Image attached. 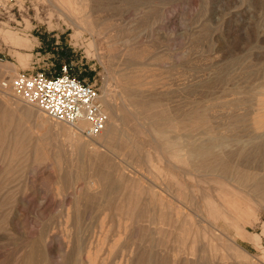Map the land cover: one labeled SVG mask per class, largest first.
<instances>
[{
	"label": "rangeland",
	"instance_id": "obj_1",
	"mask_svg": "<svg viewBox=\"0 0 264 264\" xmlns=\"http://www.w3.org/2000/svg\"><path fill=\"white\" fill-rule=\"evenodd\" d=\"M0 64V264H264V0H0ZM63 66L96 158L10 92Z\"/></svg>",
	"mask_w": 264,
	"mask_h": 264
},
{
	"label": "built area",
	"instance_id": "obj_2",
	"mask_svg": "<svg viewBox=\"0 0 264 264\" xmlns=\"http://www.w3.org/2000/svg\"><path fill=\"white\" fill-rule=\"evenodd\" d=\"M13 88L54 122L75 125L85 121L84 134L90 136L104 129L107 115L99 90L72 75L66 66L51 76L40 70L22 72L14 77Z\"/></svg>",
	"mask_w": 264,
	"mask_h": 264
},
{
	"label": "bare ground",
	"instance_id": "obj_3",
	"mask_svg": "<svg viewBox=\"0 0 264 264\" xmlns=\"http://www.w3.org/2000/svg\"><path fill=\"white\" fill-rule=\"evenodd\" d=\"M55 6V5H54ZM89 18V17H88ZM90 24L92 26H94V23L93 22H90ZM77 25V24H76ZM79 29V25L77 26ZM95 29V28H94ZM6 64V63H5ZM2 65V64H0ZM3 66V65H2ZM5 67V66H4ZM7 68V67H6ZM3 69V68H2ZM131 76V75H130ZM128 77V76H126ZM139 79V78H138ZM136 82V81H135ZM12 86H10V92L16 96V99L18 101V104L22 105L23 107H25V109L27 111H29L35 118V124H37V126L39 127V129H47V128H50V125L54 122H51L52 120H50L49 118H47L43 112L37 108L34 104H31L29 103L22 95H20L19 93H17L15 91V89L13 88V84H11ZM125 85V84H124ZM3 86H6V84H4ZM132 87V86H131ZM6 88V87H5ZM4 88V89H5ZM9 89V88H7ZM7 92V91H6ZM127 92V91H126ZM100 101H101V104L103 106V110L104 112L106 113L107 115V120H106V124L104 126V129L97 135H94V136H90V135H87V134H84V130L87 128V123L85 121H79L77 122L75 125H68L66 123H62V122H58V123H62V125L66 126L65 128H62L59 132V136L63 139H65L67 142H68V146L70 147V150L72 149V151H79V149H82V148H86V147H90L92 146V149L95 150V151H91L92 152H95L94 154V158L97 157V153H96V150H98V148H100V146L103 147V145H110L112 142H114V139H115V131H116V125H115V119H114V115L116 114V116L118 115H121L120 112L118 113L117 110H116V113L115 111L111 112L110 114V106L112 107L113 105H111V102L109 101L108 97H107V94L104 92L103 95L101 96L100 95ZM103 101V102H102ZM104 103V104H103ZM138 104V103H137ZM105 105V106H104ZM263 106V105H262ZM114 107V106H113ZM257 109V108H256ZM264 111V110H263ZM28 113V112H27ZM118 113V115H117ZM108 114H109V117H108ZM257 115H259L257 112H256ZM255 114V115H256ZM256 115V116H257ZM116 118V117H115ZM256 118V117H255ZM255 120L253 119V122ZM117 122V120H116ZM256 123V126L257 127H261V128H264V113L261 117H257V120L254 122ZM254 125V124H253ZM61 126V125H60ZM57 127V126H56ZM118 128V127H117ZM57 129V128H56ZM55 129V130H56ZM256 129V127H255ZM264 130V129H263ZM58 131H56L57 133ZM127 133V132H126ZM54 134V133H53ZM184 134V133H183ZM56 135V134H55ZM119 135V134H118ZM129 135V134H128ZM58 136V137H59ZM83 137L85 139H89V140H84ZM53 138V137H52ZM52 140V139H51ZM56 142V141H55ZM177 144V143H176ZM173 146V145H172ZM188 148V147H187ZM176 149V148H175ZM202 149V148H201ZM90 150V149H89ZM190 150H193L192 148ZM85 151V150H84ZM188 151V149H187ZM195 151V150H194ZM83 152V151H82ZM197 152V151H196ZM194 152V153H196ZM202 152V151H201ZM177 153V152H176ZM176 153H173V154H176ZM59 154V153H58ZM57 154V155H58ZM72 154V153H71ZM99 155V153H98ZM191 155V151H188V156ZM194 155V154H193ZM175 156V155H173ZM184 156V155H183ZM59 157V156H58ZM57 157V158H58ZM177 157H178V154H177ZM41 158V157H40ZM40 158H37L35 160H40ZM47 158V156L45 157ZM55 158H56V155H55ZM56 158V159H57ZM99 158V157H98ZM189 158V157H188ZM191 158V157H190ZM43 159V157L41 158ZM90 159V158H89ZM45 160V159H43ZM91 160V159H90ZM93 160V159H92ZM185 160V159H184ZM56 164V163H55ZM54 164V165H55ZM90 164V163H89ZM57 165V164H56ZM94 167V166H93ZM98 179V178H97ZM100 181V180H99ZM101 182V181H100ZM96 183V182H95ZM99 183V182H98ZM95 188V187H94ZM239 190V189H238ZM138 199V198H137ZM167 200V199H166ZM238 200V199H237ZM135 201V200H134ZM159 201V200H158ZM138 202V200L136 201ZM241 202V201H240ZM135 204V203H134ZM171 208V207H170ZM129 209V208H128ZM248 210V209H247ZM249 211V210H248ZM251 211V210H250ZM237 212H240V211H237ZM219 213V212H218ZM217 213V214H218ZM221 213V212H220ZM230 213V212H229ZM165 225V224H164ZM245 236V235H244Z\"/></svg>",
	"mask_w": 264,
	"mask_h": 264
}]
</instances>
